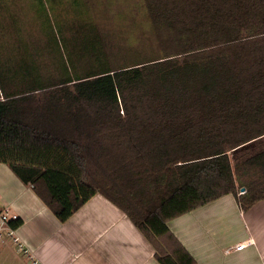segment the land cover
<instances>
[{
	"label": "trees",
	"instance_id": "1",
	"mask_svg": "<svg viewBox=\"0 0 264 264\" xmlns=\"http://www.w3.org/2000/svg\"><path fill=\"white\" fill-rule=\"evenodd\" d=\"M58 11L0 0V162L61 221L101 193L162 264H195L171 219L229 193L243 209L264 199V0H139L116 13L140 21L119 49L87 7L75 27Z\"/></svg>",
	"mask_w": 264,
	"mask_h": 264
},
{
	"label": "crops",
	"instance_id": "2",
	"mask_svg": "<svg viewBox=\"0 0 264 264\" xmlns=\"http://www.w3.org/2000/svg\"><path fill=\"white\" fill-rule=\"evenodd\" d=\"M6 209L22 219L16 234L41 264H162L149 240L103 194H94L61 221L32 184L0 162V214ZM168 225L195 264H264V199L243 209L229 193L171 219ZM248 238L253 244L235 250ZM0 264L33 263L6 237L0 241Z\"/></svg>",
	"mask_w": 264,
	"mask_h": 264
},
{
	"label": "rangeland",
	"instance_id": "3",
	"mask_svg": "<svg viewBox=\"0 0 264 264\" xmlns=\"http://www.w3.org/2000/svg\"><path fill=\"white\" fill-rule=\"evenodd\" d=\"M58 1V9L60 11L55 14L60 18L62 23H67V26L75 27L77 23L79 24L80 19L77 18V22L75 23L76 16L73 15L75 12L72 11L77 6L75 4L79 3L83 7H87L88 16L91 21H94L95 24L108 32L110 35L106 37L112 41L115 45L116 49H119L120 46H125L127 42L130 40V36H128L125 32L127 28L134 30L136 28V24H140L139 18L137 21L132 22L130 17V13H124V18H120L117 12H127L129 8L133 5V3L139 0H57ZM23 4H19L16 8L20 9V12L17 14L19 22L22 24V28L25 31L26 37L30 38L31 36H35L36 38H42V32L40 31L37 20L34 19V13L28 7H24ZM78 7V6H77ZM16 14V15H17ZM120 31V32H119ZM28 34V35H27ZM0 36H5V30L3 28L0 29ZM130 37V38H129ZM128 55H132L128 53ZM264 148V141L258 146L257 149Z\"/></svg>",
	"mask_w": 264,
	"mask_h": 264
},
{
	"label": "built area",
	"instance_id": "4",
	"mask_svg": "<svg viewBox=\"0 0 264 264\" xmlns=\"http://www.w3.org/2000/svg\"><path fill=\"white\" fill-rule=\"evenodd\" d=\"M244 191V190H241ZM18 214L12 213L9 209L4 210L0 214V241H4L6 237L12 239L15 243L17 251L26 255L33 264H41V262L35 257L33 252L28 248L21 238L16 234V228L9 224L10 219L17 218ZM253 239L248 238L238 243L234 248L235 250H242L246 246L253 244Z\"/></svg>",
	"mask_w": 264,
	"mask_h": 264
},
{
	"label": "water",
	"instance_id": "5",
	"mask_svg": "<svg viewBox=\"0 0 264 264\" xmlns=\"http://www.w3.org/2000/svg\"><path fill=\"white\" fill-rule=\"evenodd\" d=\"M242 190H244V188H242Z\"/></svg>",
	"mask_w": 264,
	"mask_h": 264
}]
</instances>
